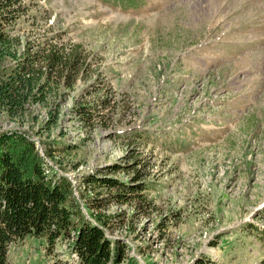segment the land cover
<instances>
[{"label":"rangeland","instance_id":"1","mask_svg":"<svg viewBox=\"0 0 264 264\" xmlns=\"http://www.w3.org/2000/svg\"><path fill=\"white\" fill-rule=\"evenodd\" d=\"M24 2L25 30L53 23L88 66L50 128L32 105L21 122L0 113V133H24L67 177L84 217L124 245L120 264H264V0ZM100 178L136 191L123 202ZM57 259L77 260L67 241L9 250L12 264Z\"/></svg>","mask_w":264,"mask_h":264},{"label":"trees","instance_id":"2","mask_svg":"<svg viewBox=\"0 0 264 264\" xmlns=\"http://www.w3.org/2000/svg\"><path fill=\"white\" fill-rule=\"evenodd\" d=\"M29 11L24 0H0V113L21 122L32 114L30 106L42 105L47 113L43 124L50 128L59 116L56 98L87 68V53L79 43L57 39L53 23L37 33L26 31L27 20L36 24L37 15ZM87 110L80 108L82 118H89ZM46 166L24 133H0V264H12L11 245L26 238L42 241L47 253L59 241H67L69 254L77 256L74 264H120L124 245L112 241L102 224L84 217L74 202L71 182L54 171L48 173ZM99 181L115 187L117 199L136 191L113 179ZM60 261L52 264H66Z\"/></svg>","mask_w":264,"mask_h":264}]
</instances>
